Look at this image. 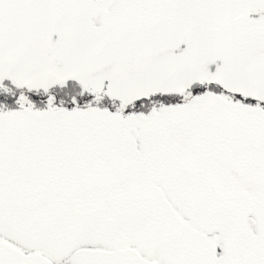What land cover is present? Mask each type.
I'll list each match as a JSON object with an SVG mask.
<instances>
[{
	"label": "snow or ice",
	"instance_id": "snow-or-ice-1",
	"mask_svg": "<svg viewBox=\"0 0 264 264\" xmlns=\"http://www.w3.org/2000/svg\"><path fill=\"white\" fill-rule=\"evenodd\" d=\"M0 264H264V0H0Z\"/></svg>",
	"mask_w": 264,
	"mask_h": 264
}]
</instances>
